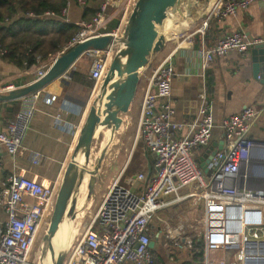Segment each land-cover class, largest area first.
Instances as JSON below:
<instances>
[{
	"label": "built area",
	"instance_id": "1",
	"mask_svg": "<svg viewBox=\"0 0 264 264\" xmlns=\"http://www.w3.org/2000/svg\"><path fill=\"white\" fill-rule=\"evenodd\" d=\"M252 1L216 0L207 9L199 29L211 18L235 16ZM135 2L101 0L93 18L78 24L80 29L61 52L103 35L100 30L112 19L120 21L109 34L121 37L123 23ZM70 3L68 0L60 12L66 23H69ZM77 5L83 8L85 0H77ZM261 41L250 40L239 31L229 32L213 46L198 50L201 70H208L228 52L244 55ZM115 49L116 46H110L90 53L93 91L101 84ZM58 55L32 66L33 81L44 76ZM173 78L171 55H168L152 69L140 103L139 138L146 153L155 155L156 174L147 176L141 172L124 180L115 177L99 201L93 219L80 236L71 239L63 264H153L149 244L155 237L157 242L161 237L160 245L172 262L175 253L191 248L194 238L188 227L195 223L194 214L199 210L201 264H264V156L257 163L250 160L253 151L264 154V141L249 138L250 123L259 112H264V103L259 109L245 107L222 120L224 147L206 157L204 173L197 166L195 152L207 146L214 127L207 89L203 87L198 95L196 120L191 124L175 122L171 104ZM14 89L12 84L0 82V94ZM42 92L20 99L17 113L0 130V147L8 157L15 158L22 151ZM55 99L49 96L44 104L52 106ZM59 117L55 115L56 120ZM38 159L35 155L33 162ZM136 185L140 191L134 190ZM56 187L57 184L44 185L22 173L0 180V210L5 215L4 222H0V264H32L39 231L51 215ZM178 206L185 211L184 219L178 218L175 225L160 219L154 232L151 224L156 215Z\"/></svg>",
	"mask_w": 264,
	"mask_h": 264
},
{
	"label": "crops",
	"instance_id": "2",
	"mask_svg": "<svg viewBox=\"0 0 264 264\" xmlns=\"http://www.w3.org/2000/svg\"><path fill=\"white\" fill-rule=\"evenodd\" d=\"M215 3L216 0H187L179 9L184 12L181 19L174 25H167L168 34H170L167 37L168 40L174 35L173 32L178 33L184 29L181 32L184 35L177 37V42L168 54L171 55L174 72L171 85L173 120L183 124H191L196 120L199 106L198 95L203 87L207 89L211 104V115L214 120L211 138L207 146L195 152V159L201 160L196 162L197 166L204 173L206 172L204 163L209 151L220 150L224 147L223 133L220 127L222 120L241 112L245 107L259 109L264 103V82L252 77L250 50L244 55L233 51L228 52L216 59L204 72L201 70L200 58L197 55L198 50L213 46L225 34L232 31H239L250 40H263L264 2L253 0L245 10L238 11L235 16H228L221 20L211 18L207 22L205 21L206 24L200 30L202 20L205 19L203 17L206 9L214 6ZM82 16L83 8L75 3H70L68 22L77 26L81 22H88L84 21ZM119 21L120 19H112L99 33H112ZM108 27L111 29L107 30ZM91 60L92 55H89L82 56L75 62L73 77L67 85H63L58 79L43 89L38 103V111L33 116L20 154L15 158H10L0 147L1 181H5L13 173H22L27 178L36 179L44 185L55 186L57 184L58 186L59 184L60 186L66 167L76 153L83 115L96 92V90L93 91V87L89 88L76 83L73 78L75 73H79L84 81L90 82ZM158 63L152 64L146 74L145 72L139 73L133 99L127 113L122 114L125 116L123 121L127 119L126 122H129L135 130L137 139H139L138 122L141 98L146 89L148 74ZM30 69L32 66L28 69L18 70L14 65L0 59V82L12 84L15 88L27 86L34 80L32 74L34 70L30 72ZM49 96L56 98L52 106L44 104L45 99ZM84 102L85 106L83 107L82 103ZM18 106L20 108V101H18ZM9 110V104L0 103V130L10 121ZM56 114H59V120L55 119ZM249 138L264 141V112H259L250 123ZM142 149V157L138 161H143L142 173L148 175L149 170L151 172L154 170V160L150 163L144 147ZM35 155L39 156V159L34 163ZM262 156L264 154L253 151L250 160L252 163H257ZM102 165L103 168L104 161ZM113 165L114 162L111 168L106 166V170L112 171L114 168L113 172H115L113 177L108 178L109 181L113 180L116 175H121L123 171V167H114ZM134 190L140 191V186H134ZM175 209L178 210V207ZM161 215L156 216L155 219L159 220ZM4 220L5 215L0 210V222H4ZM177 255L181 256L180 253ZM177 259L178 261L167 264H180L185 260L184 257H177Z\"/></svg>",
	"mask_w": 264,
	"mask_h": 264
},
{
	"label": "water",
	"instance_id": "3",
	"mask_svg": "<svg viewBox=\"0 0 264 264\" xmlns=\"http://www.w3.org/2000/svg\"><path fill=\"white\" fill-rule=\"evenodd\" d=\"M185 1L187 0H136L121 37L114 38L111 34H103L77 44L58 55L39 80L31 82L27 86L15 88L6 94H0V103H9L19 101L30 93L43 90L58 79L63 85H67L74 74L73 65L79 58L89 56L92 51H104L110 46H116L107 72L83 115L76 153L71 159L56 195L50 227L41 240L39 263L43 262L42 259L48 254L50 263L46 264H63L71 242L67 240L63 247L54 248L53 238L63 221L68 223L67 219H75L77 201L80 197L79 190L86 173L88 177L85 203L90 200L97 181V170L100 168L105 152L108 151V147L102 149L103 152L97 162L98 169L88 173L93 130L99 127V130L106 129L110 134L119 130L121 126L119 115L127 113L133 99L141 62L144 60L143 65L146 64V58L156 54L164 46L165 41L163 36L158 33V27L164 25V22L176 10H179ZM250 60L252 77L264 82V39L250 49ZM82 105L84 107L85 103ZM81 151L85 156L83 169L77 171L76 176H72L71 171L78 158L77 155ZM211 153L212 150L209 151L208 156ZM146 154L151 163L155 159V155ZM200 161L196 160L197 163ZM151 173L156 174V170L154 169L152 172L149 170L147 176ZM71 177H73L72 180ZM68 225L71 228V224L68 223ZM73 233V237H75L76 232ZM156 242L157 237L150 242L149 248L153 249Z\"/></svg>",
	"mask_w": 264,
	"mask_h": 264
},
{
	"label": "trees",
	"instance_id": "4",
	"mask_svg": "<svg viewBox=\"0 0 264 264\" xmlns=\"http://www.w3.org/2000/svg\"><path fill=\"white\" fill-rule=\"evenodd\" d=\"M68 0H0V59L14 65L18 70L28 69L37 63L47 60L65 47L72 36L80 29L79 26L66 23L60 18V12ZM77 4V0H69ZM101 0H85L83 7L84 21H90L96 14ZM53 14V16H46ZM108 27L107 30H110ZM66 52V51H65ZM59 54V55H60ZM79 73L73 80L83 86L92 88L93 81H84ZM10 105V120L18 111V101L4 103ZM132 155L131 161L134 159ZM127 172V170H126ZM161 237L151 249L153 264H167L164 249L160 246ZM180 253L181 256L177 254ZM184 257L180 264H201L202 241L193 239L188 250L174 254Z\"/></svg>",
	"mask_w": 264,
	"mask_h": 264
},
{
	"label": "rangeland",
	"instance_id": "5",
	"mask_svg": "<svg viewBox=\"0 0 264 264\" xmlns=\"http://www.w3.org/2000/svg\"><path fill=\"white\" fill-rule=\"evenodd\" d=\"M183 5H182V7H183ZM183 13H184L183 10H182V12L178 11L177 15H175L174 17H171L169 20H167V22L169 21V23L166 22V24H164V27L161 30H159V34H161L163 36L164 41H165L164 46L156 54L149 55L147 57L146 64L143 65L144 67H142V69L139 71V73L145 72V74H146L148 68L152 64H155L156 62H160L166 56H168L169 52L173 48V45L177 42V37L179 38L180 36L184 35V33H181L184 30L183 29V30L179 31L178 33L173 32L174 35H172L169 38V40L167 39V37L170 35V34H168V26L167 25H169V24L174 25L176 23V21H179V19H181V15ZM126 23H127V21L125 23H123L121 34L123 33V30H124ZM150 74H151V72L148 74V76H150ZM124 117L125 116L122 114L119 115V118L121 119V126L117 132H114V133L109 135V133L106 131V129L105 130L102 129V130H99L97 132V135L95 137H93V139L91 140L89 161H90V167L93 168V170H92L93 172L96 169H98L97 168V162H98L99 156L103 152L102 149L108 147V151L105 152V154H104V158H103V161L105 164L104 167L102 168V166H103L102 165L103 161H102L100 168L97 170V173H96L97 174V181H96L97 185L95 184V187L93 189V194H92L90 200L87 203H85V199H84V196L86 198V191H85V195H83L81 197L80 206H78L76 208L77 214H76L75 219L74 220L67 219L68 223L71 224V228H70L69 233L75 231L76 237H78V236H80V234H82V232L84 231L86 226L89 224V222L95 216V214L98 210L99 201L101 200L104 192L106 191L107 186L112 182V180L109 181L108 178L113 177L115 172H113L114 168L112 171H110L109 169L106 170V168L108 166H110V168H111V166L114 162V165H113L114 167L115 166H118L121 168L123 167V171L121 172V175H119V176L116 175L117 177L121 176V180H124L126 177L134 176L140 172H143L142 171L143 170V161H140V162L138 161L139 158L142 157V151H143L142 148L144 147V146H142L143 142L140 138L137 139V134L135 133V130H133V127L129 124V122H126L127 119H125L123 121ZM132 155H134L133 156L134 159L131 161ZM68 166H69V164L66 167V171L68 169ZM126 170H127V172H126ZM66 171H65V173H66ZM63 178H64V176H63ZM63 178H62V180H63ZM61 184H62V181H61ZM61 184H60V186H61ZM85 184H86V182H85ZM60 186L58 184V186L56 187L57 193L59 191ZM82 199H84V203L82 202ZM82 203H83V206H82ZM54 207H55V201L51 207V215H50L48 221L44 223L43 227H41V229L39 231V238H38L37 243L33 249V255H32L33 259L31 260L32 264H40L39 263L40 244H41V240H42L43 235L47 232V230L50 227V220H51V216L53 214ZM161 214H158V215H161V216H159V217H161V218H159V220L164 219L168 224L175 225L178 222V218L181 220L184 219L185 211L182 210V207L178 206V210L173 208V209H170L169 211L163 212ZM199 218H200V210L194 214L193 219L195 220V223H193L191 226L188 227V233L194 239L198 238V223H197V221ZM159 224L160 223L158 222V220L154 219V221L151 224L154 232L157 230ZM82 225H84V226H82ZM190 230H193V231L190 232ZM57 250H59V249H57Z\"/></svg>",
	"mask_w": 264,
	"mask_h": 264
},
{
	"label": "bare ground",
	"instance_id": "6",
	"mask_svg": "<svg viewBox=\"0 0 264 264\" xmlns=\"http://www.w3.org/2000/svg\"><path fill=\"white\" fill-rule=\"evenodd\" d=\"M208 9V8H207ZM206 9V11H207ZM179 10H176V12L171 16V17H174L175 15H177ZM169 19V18H168ZM167 19V20H168ZM166 20V21H167ZM165 24V22H164ZM164 27V25L158 27V33H159V30H161L162 28ZM146 61H147V58H146ZM143 63H144V60L141 62V65L138 69V72L142 69L143 67ZM99 87V86H98ZM97 87V88H98ZM97 90V89H96ZM99 131V127L97 128H94L93 130V137H95L97 135V132ZM109 133V132H108ZM110 134V133H109ZM83 150V149H82ZM78 158L74 164V167L71 171V175L72 176H76L77 175V171H80L83 169V166H84V163H85V156H84V153L81 151L79 155H77ZM124 156V155H123ZM89 159H90V156H89ZM121 160V159H120ZM120 165V164H119ZM88 173L92 172L91 170V167H90V161L88 162ZM87 177H88V174L86 173L85 176H84V183L83 185L80 187V190H79V195L80 197L78 198V201H77V206H80L81 204V197L83 195H85V191H86V184L85 182H87ZM73 177H71L70 179L72 180ZM56 195H57V192H56ZM84 199H85V196H84ZM84 199H82V202L84 203ZM83 203H82V206H83ZM83 209V208H82ZM81 210V209H80ZM83 215V214H82ZM158 215V214H157ZM156 215V216H157ZM88 219V218H87ZM89 220V219H88ZM86 222V221H85ZM84 226V225H82ZM70 226L68 225V223L66 221H63L60 225H59V228H58V231L56 233V235L54 236L53 238V246L54 248H61L65 245V243L67 242V240H70L73 238L74 236V233H73V236H67L68 235V232L70 231ZM43 262H41L40 264H46V263H50V257L49 255L47 254L45 258L42 259Z\"/></svg>",
	"mask_w": 264,
	"mask_h": 264
},
{
	"label": "flooded vegetation",
	"instance_id": "7",
	"mask_svg": "<svg viewBox=\"0 0 264 264\" xmlns=\"http://www.w3.org/2000/svg\"><path fill=\"white\" fill-rule=\"evenodd\" d=\"M67 236H73V232H68V235Z\"/></svg>",
	"mask_w": 264,
	"mask_h": 264
}]
</instances>
